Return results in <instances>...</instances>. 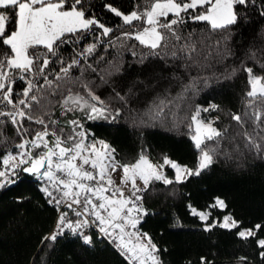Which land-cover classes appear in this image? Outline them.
<instances>
[{"label": "trees", "instance_id": "16d2710c", "mask_svg": "<svg viewBox=\"0 0 264 264\" xmlns=\"http://www.w3.org/2000/svg\"><path fill=\"white\" fill-rule=\"evenodd\" d=\"M106 3L128 12L144 0H85L90 14L114 31L101 37L100 42L95 28L78 37L66 36L67 42L59 46L58 55L67 62L79 58L77 54L87 45L98 43L95 52L82 60L80 67L71 70L74 82L68 86L83 94L80 85L88 83L113 113L119 109L120 115L115 121H90L81 112L62 116L55 109L53 119L60 121L56 127L67 126L69 116L77 115L89 133L107 140L116 149L117 159L122 162H131L144 151L154 162H162L161 158L167 155L195 168L200 153L190 138L193 133L187 126L189 117L197 106L218 105L216 111L201 113L202 118L215 120L216 128L226 129L218 142H206L208 148L216 149L212 153L213 163L200 176L181 183L152 182L143 200L149 214L139 227L161 249L163 264H199L201 256H207L213 264L239 263L242 256L247 257L248 264H264L251 239L242 240L236 230L219 227L205 232L206 222L193 216L188 208L191 205L210 212V220L221 221L229 214L244 227L264 225V157L245 147L243 137L238 135L242 131L240 126L230 118L231 113L243 116L246 111L251 112L246 108L247 73L242 69L252 67L256 74H264L260 67L264 65L261 0H256L255 6L239 7L242 19L221 31H212L206 22L192 21L185 15L186 23L178 26V30L195 43L197 52L193 60L149 57L143 62L139 58L147 53L146 48L134 39L116 40L122 32L133 31L141 22H134L133 27L124 25L103 7ZM74 39L80 42L73 43ZM110 41H115V46ZM32 51L45 50L40 47ZM132 51L137 55L133 56ZM59 67L56 63L50 65V70L58 71ZM188 85L191 87L184 91ZM25 86L17 78L14 91L19 93ZM116 93L124 96L126 102L118 99ZM57 99L59 94L51 98L53 105ZM161 100L165 101L164 111L156 116V105ZM24 127L29 137L40 130L39 125L28 121ZM246 128L251 131V124H246ZM3 131L8 139L6 144H0V154L9 149L15 151L13 146L19 137L10 124ZM165 170L169 179H174V170L168 166ZM42 185L37 177L21 171L16 183L0 189V264H127L94 228L89 232L93 237L90 247L67 229L55 241L45 240L54 226L57 209L40 191ZM217 197L225 201L226 208L208 207ZM177 219L181 226H176ZM260 235L264 236V232Z\"/></svg>", "mask_w": 264, "mask_h": 264}, {"label": "snow or ice", "instance_id": "6c2138e0", "mask_svg": "<svg viewBox=\"0 0 264 264\" xmlns=\"http://www.w3.org/2000/svg\"><path fill=\"white\" fill-rule=\"evenodd\" d=\"M250 5L255 6L256 0H144L142 5L128 12L111 3L103 7L129 27L141 22L133 31L122 32L116 40L134 39L146 48L147 53L139 58L143 62L149 57L192 61L196 45L178 30V26L186 23L185 15L192 21L206 22L212 31H221L242 19L239 7ZM259 14L264 17V10ZM93 28L99 32L98 42L114 31L90 14L85 0H0V49H5L0 51V144L7 143L3 131L6 124H10L19 137V142L13 146L15 151L9 149L0 154V189L16 183L21 171L43 181L40 191L59 213L56 229L44 237L45 240L55 241L67 229L90 247L93 237L85 230L95 227L99 236L107 238L127 264H163L161 249L139 227L149 214L143 206L144 194L154 181L171 185L200 176L213 163L212 153L216 151L208 148L206 142H218L226 129L221 131L214 126L215 120L206 122L201 117V113L218 110V105L194 109L187 126L194 133L190 138L200 155L196 167L189 168L167 155L161 158L162 162H153L144 151L133 161L122 162L117 159L116 149L104 139L96 138L94 133L85 131L79 119L65 121L71 128L69 133L63 127L57 128L60 121L53 119L55 109H59L62 116L81 112L90 121H115L120 115V110L113 113L88 83L80 85L83 94L68 86L74 82L71 70L80 67L81 61L95 52L98 43L87 45L77 54L79 58L73 57L67 62L58 55L59 46L67 42L66 36L78 37ZM72 42L78 44L80 40ZM109 43L115 46V41ZM40 47L45 51H32ZM131 54L137 55L135 51ZM56 63L60 64L59 70H50V65ZM260 67L264 73V65ZM88 68L95 71L91 65ZM242 70L247 73L246 108L251 112L246 111L243 116L231 113L230 118L240 126L242 131L238 135L243 137L245 147L264 157V107L257 106L264 105V74L257 75L252 67ZM17 78L26 83L19 93L14 91ZM41 80L43 83L39 82ZM190 87L185 86L184 91ZM58 94L59 99L53 105L51 98ZM116 96L126 102L124 96L119 93ZM164 104V100L159 101L154 115L163 113ZM25 121L39 125L40 130L33 131L29 137ZM248 123L251 131L246 128ZM165 166L175 171L174 179L165 175ZM118 172L119 183L114 178ZM61 206L77 219H69L68 212L60 210ZM208 207L223 209L227 205L217 197ZM188 208L193 216L206 222L203 231L216 227L236 230L240 239L252 240L264 259V236L260 235L264 225L244 227L231 215H225L222 221L210 220V212L191 205ZM176 226H181L179 219ZM199 264L213 262L201 256ZM239 264H248L247 257H239Z\"/></svg>", "mask_w": 264, "mask_h": 264}, {"label": "rangeland", "instance_id": "374dc122", "mask_svg": "<svg viewBox=\"0 0 264 264\" xmlns=\"http://www.w3.org/2000/svg\"><path fill=\"white\" fill-rule=\"evenodd\" d=\"M105 26H107L106 24H105ZM107 27H109V26H107ZM258 75V74H257ZM82 94V93H81ZM71 119H79L80 120V122L82 123V120L80 119V117L79 116H77V115H70L69 116V118L67 119V120H71ZM207 120H212V118L211 119H205V121L207 122ZM83 124V123H82ZM63 128H64V131L66 132V133H69V132H71V128L70 127H68V126H62ZM84 127V126H83ZM84 130L85 131H87L88 132V130L84 127ZM194 134V133H193ZM89 139H92V138H89ZM99 139H102V138H99ZM105 140V139H104ZM106 142H108L107 140H105ZM109 143V142H108ZM171 158V157H170ZM171 159H173V158H171ZM173 160H175L177 163H179V164H181V165H185V164H183V163H181V162H179V161H177L176 159H173ZM154 162V161H153ZM187 166V165H186ZM163 171H164V173H165V175H167L168 176V178H169V175L166 173V170H165V168L163 169ZM175 172V171H174ZM119 176H120V173L118 172V173H116L115 174V176H114V178L117 180V183H119ZM174 176H175V174H174ZM225 215H229V214H225ZM224 215V216H225ZM223 216V217H224ZM223 217H222V219H221V221L223 220ZM142 231V230H141ZM52 232H50V234H51ZM235 264H239V263H235Z\"/></svg>", "mask_w": 264, "mask_h": 264}, {"label": "built area", "instance_id": "2783aa9c", "mask_svg": "<svg viewBox=\"0 0 264 264\" xmlns=\"http://www.w3.org/2000/svg\"><path fill=\"white\" fill-rule=\"evenodd\" d=\"M51 190V189H50ZM55 194V193H54ZM60 210H62V211H67L68 212V217H69V219H71V220H75V219H77V217H75L74 216V214L70 211V210H68V209H66V208H64L63 206H61V209ZM58 211L56 212V217H55V222H54V226H53V228H52V231L51 232H53L55 229H56V223H57V218H58ZM92 228H94L95 229V227H92ZM90 229L91 228H89V229H86L85 231L89 234V232H90ZM96 230V229H95ZM97 231V230H96ZM107 239V238H106ZM108 240V239H107ZM109 241V240H108ZM110 242V241H109ZM112 244V243H111ZM113 245V244H112Z\"/></svg>", "mask_w": 264, "mask_h": 264}, {"label": "bare ground", "instance_id": "6f19581e", "mask_svg": "<svg viewBox=\"0 0 264 264\" xmlns=\"http://www.w3.org/2000/svg\"><path fill=\"white\" fill-rule=\"evenodd\" d=\"M43 182V181H42Z\"/></svg>", "mask_w": 264, "mask_h": 264}]
</instances>
